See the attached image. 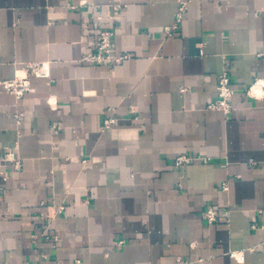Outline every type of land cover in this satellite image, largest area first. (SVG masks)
<instances>
[{"label": "crops", "instance_id": "1", "mask_svg": "<svg viewBox=\"0 0 264 264\" xmlns=\"http://www.w3.org/2000/svg\"><path fill=\"white\" fill-rule=\"evenodd\" d=\"M114 5L128 58L81 61ZM222 71L227 114L207 109ZM18 76L21 98L0 86L18 162H0V264H264V0H0V83Z\"/></svg>", "mask_w": 264, "mask_h": 264}, {"label": "built area", "instance_id": "2", "mask_svg": "<svg viewBox=\"0 0 264 264\" xmlns=\"http://www.w3.org/2000/svg\"><path fill=\"white\" fill-rule=\"evenodd\" d=\"M106 9L108 10V14L105 17H90V20L96 29V35L94 41H90L88 45L84 47V52L81 57V61L88 64H120V62L128 58V55L126 54L114 56L111 53L114 33L108 25L109 22L116 20L117 12L120 9V6H106ZM186 11L187 1H178V7L173 23L170 26L164 28V35L166 37H172L178 32L186 15ZM85 28L87 29V26ZM256 85H258L261 90L260 98L264 99V81H256L254 86ZM0 86L8 93L15 95L17 98H21L25 92L29 91L27 79L20 76L16 77L14 80L0 83ZM253 87L250 89V92H252ZM216 93L215 100L207 106V109L212 111H221L225 114L230 113L232 108L231 101L235 95V91L231 87L230 77L227 71H222L218 76ZM252 96L256 98L255 95L252 94ZM114 122L115 120L113 118L108 117L104 120V127L109 128L114 124ZM3 159L9 162L16 161L12 158L11 150L5 152ZM3 159L0 158V162L3 161ZM191 162L192 158L190 156L180 155L174 159L173 164L175 167L182 168ZM16 165H18L17 161L15 163V166ZM223 189L226 190L225 185H223ZM223 210L224 209L212 207L208 208L204 214L206 222L209 225L216 223L220 219L221 212ZM258 215L264 217V211H258ZM250 228L252 230H264V222L259 223L254 221L250 225ZM229 256L231 258L242 260V256H238L236 252H230Z\"/></svg>", "mask_w": 264, "mask_h": 264}, {"label": "bare ground", "instance_id": "3", "mask_svg": "<svg viewBox=\"0 0 264 264\" xmlns=\"http://www.w3.org/2000/svg\"><path fill=\"white\" fill-rule=\"evenodd\" d=\"M261 91V90H260Z\"/></svg>", "mask_w": 264, "mask_h": 264}]
</instances>
